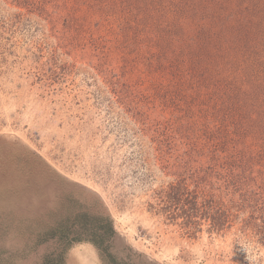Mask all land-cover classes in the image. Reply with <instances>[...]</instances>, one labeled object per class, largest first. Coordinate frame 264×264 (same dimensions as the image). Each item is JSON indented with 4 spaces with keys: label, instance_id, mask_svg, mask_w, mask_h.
Returning <instances> with one entry per match:
<instances>
[{
    "label": "rangeland",
    "instance_id": "rangeland-1",
    "mask_svg": "<svg viewBox=\"0 0 264 264\" xmlns=\"http://www.w3.org/2000/svg\"><path fill=\"white\" fill-rule=\"evenodd\" d=\"M12 150L0 264L43 263L65 188L117 234L64 264H264V0H0Z\"/></svg>",
    "mask_w": 264,
    "mask_h": 264
},
{
    "label": "trees",
    "instance_id": "trees-1",
    "mask_svg": "<svg viewBox=\"0 0 264 264\" xmlns=\"http://www.w3.org/2000/svg\"><path fill=\"white\" fill-rule=\"evenodd\" d=\"M20 153H23V151L15 150L13 152V154H16L15 157L9 159L6 163L3 162L4 165L0 163V172L3 171L11 175L15 170H20L22 167ZM28 153L31 157H38L34 152ZM57 196L59 209H50L47 206L43 208L44 211H49L52 220L46 221L45 216L41 215L36 219L35 230H33L32 246L35 250L54 243V249L51 247L43 256L42 264H64L66 252L73 245L83 242L93 244L102 259L111 257L110 248L117 234L113 219L101 212L94 214L87 210L85 203L77 199L75 191L65 188L55 198ZM41 198H44L43 194L40 195V200H43ZM70 207H73L74 211L68 213ZM76 207L78 208L76 209Z\"/></svg>",
    "mask_w": 264,
    "mask_h": 264
}]
</instances>
